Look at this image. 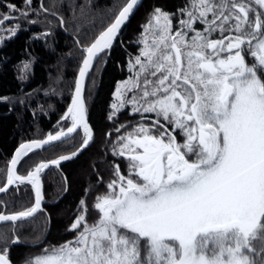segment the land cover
<instances>
[{"label": "snow or ice", "instance_id": "obj_1", "mask_svg": "<svg viewBox=\"0 0 264 264\" xmlns=\"http://www.w3.org/2000/svg\"><path fill=\"white\" fill-rule=\"evenodd\" d=\"M89 6H80V20L89 27L75 39L79 67L70 104L54 131L19 145L0 180V264H13L11 247L44 215L45 170H59L94 143L87 103L96 87L93 69L102 71L142 0L108 10L99 28L85 11ZM0 7L6 9L0 11V46L21 30L20 21L51 28L55 19L68 30L56 0ZM134 42L140 47L128 54V77L116 82L107 113L108 180L97 173L96 184L86 187L65 229L70 239L45 244L47 228L25 237L44 246L24 264H264V0H183L175 11L155 6ZM21 63L23 81L32 61ZM125 110L139 120L118 123ZM78 137L68 154L18 171L29 153ZM101 184L105 190L97 193ZM21 192L29 201L34 194L30 206L18 198Z\"/></svg>", "mask_w": 264, "mask_h": 264}, {"label": "trees", "instance_id": "obj_2", "mask_svg": "<svg viewBox=\"0 0 264 264\" xmlns=\"http://www.w3.org/2000/svg\"><path fill=\"white\" fill-rule=\"evenodd\" d=\"M7 2L22 7L24 0H0V3ZM39 2L40 0H33V6L39 7ZM124 2L125 0H56L59 14L68 22L67 31L61 28L55 19H53L55 26L51 28L47 24L30 25L26 21H20L21 30L0 46V97L11 98L7 102L0 101V180L5 178L6 169L17 146L26 140L36 138L38 132L40 138H43L48 132L54 131L53 126L70 103L71 91L74 90V80L79 67L76 59L79 51L75 39L80 33H87L89 27L86 22L80 20V6L90 5L85 11L89 18H97L96 27L99 28V18L104 17L107 20L108 10H114L117 5H122ZM44 4L48 6L49 0H44ZM182 4L183 0H144L113 45L110 56L102 66V71L97 72L94 67L96 87L92 90L91 99L87 103L90 109L89 122L94 129L95 141L81 155L62 165L59 170L52 167L50 170H45L46 174H42L46 198L44 215L38 216L32 225L22 231L20 234L22 243L11 247L10 258L15 264H21L26 258L38 254L44 246L26 243L25 237L29 240L34 239L47 228V234L44 236L45 244L49 242L55 244L71 238V234L65 229L73 221L77 205L86 187L89 184H96L97 173L103 175L105 181L108 180V170L113 157L105 135L112 128L111 122L107 120V113L113 100L112 92L116 82L128 77V54H137L140 47L134 41L141 32V25L146 22L147 15L153 7L159 6L167 11H175ZM69 5L75 7V20ZM0 11L6 9L0 7ZM30 18L36 19L35 16ZM40 19L43 20L44 17L41 16ZM77 24H82L79 32ZM10 26L6 22L5 27ZM49 30L52 34L47 39H32L35 34ZM22 61H32L26 74L27 78L23 81L18 78L21 75L20 68L23 67ZM34 89L38 91L33 92ZM28 93L33 95L29 97L26 95ZM22 96L25 100L23 104L19 102ZM129 110L121 112L118 123L139 120L138 115L130 116ZM112 139L114 140L115 137L113 136ZM73 143L78 147L79 137L76 141H70L58 149L36 150L35 155L30 153L31 159L23 158L21 161L23 166L19 165L18 171L26 174L29 168L34 167L41 159L51 160L75 150L71 146ZM25 160L28 161L27 164H24ZM117 162L121 163L122 168L124 167L122 160ZM64 176L67 177L66 182ZM104 190L103 184L97 187V193H102ZM30 195L31 201L28 196H23L22 192L18 198L29 201L30 206V202H34V194ZM2 197L3 195L0 196ZM93 199L94 196L89 197L90 205ZM46 217L50 218V224Z\"/></svg>", "mask_w": 264, "mask_h": 264}, {"label": "water", "instance_id": "obj_3", "mask_svg": "<svg viewBox=\"0 0 264 264\" xmlns=\"http://www.w3.org/2000/svg\"><path fill=\"white\" fill-rule=\"evenodd\" d=\"M143 2H144V0H142V4H143ZM139 8H140V7H139ZM139 8H138V9H139ZM138 9L135 10L134 13L130 15L129 20L125 22V25H124V26H122L121 33L123 32V30H124L125 26L128 24V22H129V21L132 19V17L136 14V12L138 11ZM121 33H120V35H121ZM120 35H119V36H120ZM119 36H118V37H119ZM117 39H118V38H117ZM115 42H116V41H114V43H115ZM113 45H114V44H113ZM77 75H78V74H77ZM70 102H71V101H70ZM25 142H27V141H25ZM91 144H92V143H91ZM18 147H19V145H18ZM18 147H17V148H18ZM17 148H16V149H17ZM16 149L14 150L13 155L15 154ZM83 152H84V151H83ZM67 154H68V153H67ZM13 155H12V156H13ZM80 155H81V154H80ZM76 158H77V157H76ZM76 158H74V159H76ZM74 159H72V160H74ZM72 160H70V161H72ZM10 161H11V160H10ZM70 161H64V162H62L61 166L64 165V164H66V163H68V162H70ZM9 163H10V162H9ZM42 183H43V180H42ZM43 191H44V184H43ZM44 194H45V191H44ZM0 195H2V194H0ZM45 202H46V199H45L44 202L42 203V207L44 206ZM13 264H14V263H13Z\"/></svg>", "mask_w": 264, "mask_h": 264}]
</instances>
